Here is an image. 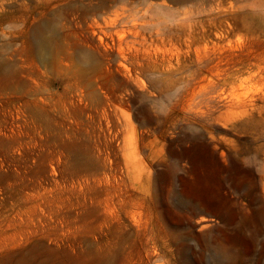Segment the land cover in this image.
<instances>
[{
  "label": "rangeland",
  "instance_id": "rangeland-1",
  "mask_svg": "<svg viewBox=\"0 0 264 264\" xmlns=\"http://www.w3.org/2000/svg\"><path fill=\"white\" fill-rule=\"evenodd\" d=\"M0 264H264V0H0Z\"/></svg>",
  "mask_w": 264,
  "mask_h": 264
},
{
  "label": "bare ground",
  "instance_id": "bare-ground-1",
  "mask_svg": "<svg viewBox=\"0 0 264 264\" xmlns=\"http://www.w3.org/2000/svg\"><path fill=\"white\" fill-rule=\"evenodd\" d=\"M239 57H240V56H239ZM239 57H238V58H239ZM240 58H241V57H240Z\"/></svg>",
  "mask_w": 264,
  "mask_h": 264
}]
</instances>
